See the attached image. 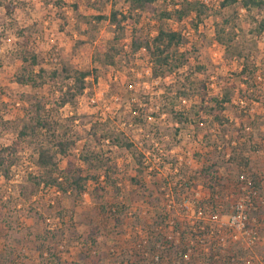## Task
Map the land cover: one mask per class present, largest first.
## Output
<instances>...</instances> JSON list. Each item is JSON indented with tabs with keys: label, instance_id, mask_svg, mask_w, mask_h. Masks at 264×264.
<instances>
[{
	"label": "rangeland",
	"instance_id": "1",
	"mask_svg": "<svg viewBox=\"0 0 264 264\" xmlns=\"http://www.w3.org/2000/svg\"><path fill=\"white\" fill-rule=\"evenodd\" d=\"M222 1L202 0L199 16L163 21L181 31L175 50L187 61L154 76L149 53H133L129 43L133 31L155 35L158 14L133 11L129 0H0V149H14L0 172V264H264V7ZM112 11L119 28L109 21ZM25 38L40 56L35 71L69 64L96 69L97 78L86 77L84 90L63 106L59 98L72 82L64 73L37 87L17 83L29 68L20 58ZM224 90L231 100L221 125L197 104L202 93ZM38 102L46 123L34 130ZM195 111L197 126L180 122L198 120ZM118 134L132 150L109 141ZM42 147L59 184L43 178ZM234 148H244L235 155L247 167L229 160ZM136 156L148 166L143 172ZM109 160L118 173L111 183ZM206 161L216 164V179L197 174ZM76 168L97 181L88 178L79 190ZM252 173L261 188L249 205ZM238 201L249 233L229 226Z\"/></svg>",
	"mask_w": 264,
	"mask_h": 264
},
{
	"label": "trees",
	"instance_id": "2",
	"mask_svg": "<svg viewBox=\"0 0 264 264\" xmlns=\"http://www.w3.org/2000/svg\"><path fill=\"white\" fill-rule=\"evenodd\" d=\"M157 0H129L130 7L133 11L137 9H141L143 12H146L149 15H157L158 22L162 21V23H159L156 26V33L155 35H145L142 33H136L133 31V35L131 37V41L129 43L130 50L133 53H136L137 51L144 49L149 53V57L151 60V69L154 76H166L168 74H171L175 72L177 69L182 67L186 63V59L182 56H178L181 53L175 50V48H178L183 41V36L181 31L172 29L167 25V23H164L163 21L168 20H175L176 22H182L184 21L187 16L195 12L198 16L204 11L203 8H206V5L202 2V0H168L170 3L165 8H162L161 10L158 9V7L155 5V2ZM164 1V0H163ZM167 2V0H165ZM237 2L239 5H242L245 8H250L252 6H257L258 8L264 7V0H223L222 4H226L227 2ZM75 8H77V4H73ZM12 6L10 3L6 5L7 12H11ZM116 12L112 11L109 15V21L112 24L118 25V28L120 26L121 20L117 19ZM125 17V16H122ZM98 18H104V15H98ZM166 24V25H164ZM223 34V33H222ZM217 34V38L224 43L223 36ZM118 36L117 34L114 36V40H117ZM29 39L25 38L23 42H21V54L20 58L23 63H28L29 68L23 67L22 70L19 72V74L16 75L14 78L17 83L25 84V85H31V86H39L43 85L47 80H53L54 78L59 76V72L64 73L66 78L72 79V82L66 86V90L64 91V94L59 98V106H63L64 104L73 101L78 94H80L84 88H85V78L88 76H93L94 79L97 78V75L95 74L96 69H78L74 68L69 64H62L60 70L58 68L50 69V71H47L45 67H40L38 71H35L33 68L40 64V56L35 51V49L30 48L29 46ZM84 42H81L83 44ZM116 53H118L116 51ZM178 54V55H177ZM114 54H109L108 62H112ZM107 57V54H106ZM245 72V69L242 71ZM178 96L182 97H188V93L184 90L178 91ZM206 92L202 93L199 98V103L197 104L198 110H205L209 111L210 115L219 123L224 124L225 121H227V118L223 117V115L220 113L225 109V102L231 100V93L227 90H224L222 95L220 97L218 96H207ZM242 96H245L242 94ZM213 102V103H212ZM36 112L38 113V116L36 118V125L33 126L34 130H37L39 127L45 125L46 120L41 117V112L44 109L43 103H35ZM195 116L198 120L194 119H188V115L183 117V120L181 119V113H179L178 118L181 119V123L184 124V122H192L193 125H198L199 121V114L197 111ZM178 113V112H176ZM175 113V115H176ZM177 118V117H176ZM136 120L139 121V117H136ZM19 137L22 138L26 136V126L22 127V129L18 132ZM261 140L264 141V133L263 135L260 134ZM105 138V137H104ZM109 138V137H108ZM109 141L116 147H120L123 149L132 150L134 147V144L131 140L120 137L118 135L110 136ZM247 141V140H246ZM62 145V144H61ZM10 150H14L13 146H7L5 148L0 149V172L3 168L4 162H6V155H8V152ZM62 152L65 150L63 149V146L60 148ZM244 148H240L239 150H236V148L233 149L229 160H232L231 162L234 164H238L241 168L248 166V161L246 159L237 160V156L235 154H238L243 152ZM108 159V158H106ZM136 161L141 164V167L139 166V171L143 172L144 168H147L148 166L144 164V161L141 160V158L136 156ZM208 161V159H207ZM203 163V167L200 169V171L197 172L199 175H203L205 178H211L213 180L216 179V173H217V166L214 162L207 164L208 162ZM37 163L44 168L46 171L44 172V179L47 182V184L56 185L59 184L58 178L54 177L52 175V171L55 170V163L52 161V157L50 155L49 149H43V147L38 152V158ZM106 166L104 169V176L106 177V182L111 183L110 177L117 176V169L116 162L113 160H109L107 163L105 162ZM8 169V168H7ZM75 174L73 177V181L78 187V189H83V181L90 178L93 181H97V175L96 173L90 174L88 177L83 174L82 169H74ZM251 180L249 182V189L251 190L250 196L255 197V195L260 194V182L257 180V177L254 173L251 174ZM136 180V179H134ZM115 184V182H113ZM104 188V187H103ZM254 200V199H253ZM161 239H156L155 243L159 244ZM155 244V247H156ZM154 247V248H155Z\"/></svg>",
	"mask_w": 264,
	"mask_h": 264
},
{
	"label": "built area",
	"instance_id": "3",
	"mask_svg": "<svg viewBox=\"0 0 264 264\" xmlns=\"http://www.w3.org/2000/svg\"><path fill=\"white\" fill-rule=\"evenodd\" d=\"M147 118L150 120L152 117L150 115H148ZM248 184H249V182H248ZM246 188L247 189H246L245 197L247 198L246 201H248V203L250 205L251 200H249V195L251 193V190L249 189V185H247V184H246ZM245 208L246 207L244 206V204L241 201H238L233 213L229 217V222H228L229 226L233 230H235L239 233H241V232L249 233L248 229L246 228V225H245L246 218H247V213L245 211ZM255 238H256V232L253 231L251 239H255Z\"/></svg>",
	"mask_w": 264,
	"mask_h": 264
}]
</instances>
